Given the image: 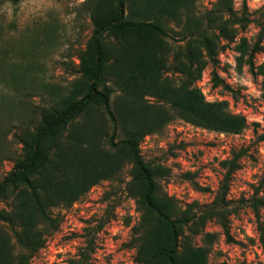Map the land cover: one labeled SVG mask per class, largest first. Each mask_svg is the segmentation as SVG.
Returning <instances> with one entry per match:
<instances>
[{"label":"trees","instance_id":"1","mask_svg":"<svg viewBox=\"0 0 264 264\" xmlns=\"http://www.w3.org/2000/svg\"><path fill=\"white\" fill-rule=\"evenodd\" d=\"M198 3L84 1L93 28L77 55L78 76L66 91L54 92L49 104L33 108L30 118L22 117L13 134L20 151L0 181V204H5L0 207V264H31L60 227L62 217L54 209L72 206L101 181L117 179L127 166L125 191L139 213L130 239L136 264H232L210 262L218 236L206 227L214 221L233 240L230 216L239 208L228 195L249 148H234L221 161L224 173L211 202L185 206L164 189L171 168L146 161L141 152L147 135L176 118L222 133L240 134L248 127L247 117L232 112L229 101L208 100L197 84L211 66L213 85L231 89L217 70L219 54L230 44L236 43L238 68L247 65L264 87V63L255 65L256 54L264 49V7L255 19L245 3L238 10L234 0H214L202 12ZM251 23L259 28L256 39L242 36L237 42ZM171 32L177 35L176 46L169 40ZM258 138L264 140V135ZM183 177L194 188L208 190L194 172ZM259 192L257 187L242 202L254 211L264 240V197ZM95 239L88 232L68 264H88Z\"/></svg>","mask_w":264,"mask_h":264},{"label":"rangeland","instance_id":"2","mask_svg":"<svg viewBox=\"0 0 264 264\" xmlns=\"http://www.w3.org/2000/svg\"><path fill=\"white\" fill-rule=\"evenodd\" d=\"M85 0H0V181L13 167L20 151L14 137L22 117L30 118L33 108L49 104L57 91H66L78 76L79 51L92 33ZM214 0H199L198 11L211 7ZM235 8L244 3L253 18H259L264 0H234ZM251 23L238 38L253 42L258 33ZM172 45L177 35L171 32ZM236 43L219 54L217 70L231 89L214 86L211 66L197 84L208 100H227L232 112L247 117L248 127L240 134L222 133L174 119L160 132L147 135L141 144L146 161L171 168L163 186L181 206L192 201H212L224 170L221 161L234 148L247 146L250 154L242 159L231 180L229 199L239 208L230 216L232 241L226 239L221 226L211 221L206 229L217 233L209 254L212 263L264 264V240L260 239L254 211L242 199L251 198L259 187L264 197V87L261 76L247 65L236 63ZM264 63V49L255 56V65ZM177 79L176 75H171ZM191 171L208 190H198L183 177ZM129 166L114 180L93 186L70 207H58L60 227L47 239L31 264H68L84 244L89 232L96 237V250L88 264H136V249L130 245L131 225L139 218L134 199L125 191ZM5 204L1 203L0 207ZM264 211V210H262ZM110 217V219H108ZM130 219V223L127 220ZM102 228L97 231L99 225ZM198 243L201 240L198 239Z\"/></svg>","mask_w":264,"mask_h":264}]
</instances>
